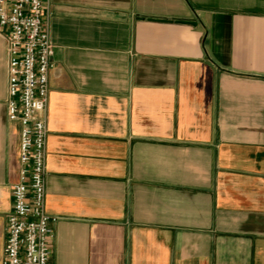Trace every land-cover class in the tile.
<instances>
[{"label":"crops","instance_id":"0c3cea01","mask_svg":"<svg viewBox=\"0 0 264 264\" xmlns=\"http://www.w3.org/2000/svg\"><path fill=\"white\" fill-rule=\"evenodd\" d=\"M45 20L50 264H264V0H45ZM5 33L0 264L19 178Z\"/></svg>","mask_w":264,"mask_h":264},{"label":"built area","instance_id":"2783aa9c","mask_svg":"<svg viewBox=\"0 0 264 264\" xmlns=\"http://www.w3.org/2000/svg\"><path fill=\"white\" fill-rule=\"evenodd\" d=\"M6 30L8 118L19 124V178L6 220L4 264H50L52 227L46 209L49 74L55 45L45 20V0H0Z\"/></svg>","mask_w":264,"mask_h":264},{"label":"water","instance_id":"95a60500","mask_svg":"<svg viewBox=\"0 0 264 264\" xmlns=\"http://www.w3.org/2000/svg\"><path fill=\"white\" fill-rule=\"evenodd\" d=\"M190 23H192V22H190Z\"/></svg>","mask_w":264,"mask_h":264}]
</instances>
